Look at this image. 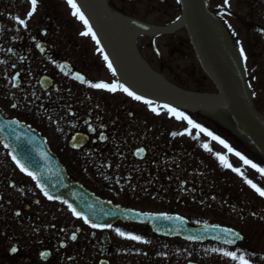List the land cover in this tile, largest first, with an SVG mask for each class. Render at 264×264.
Instances as JSON below:
<instances>
[{
    "label": "rangeland",
    "instance_id": "374dc122",
    "mask_svg": "<svg viewBox=\"0 0 264 264\" xmlns=\"http://www.w3.org/2000/svg\"><path fill=\"white\" fill-rule=\"evenodd\" d=\"M206 1L211 11L217 13L216 20L227 33L226 56L236 60V55H239L245 65L249 81L243 80L242 86L247 94L253 95L257 110L260 112H258L259 118L264 121V0H228L227 5L225 0ZM96 2L109 21L114 34L119 38L128 65L139 78L151 85L162 86L182 95H217V89L203 73L195 53L188 45L187 30L180 25L182 15L178 0H96ZM30 7L29 0H0V64H4L6 60H14L10 48L28 31L36 35L47 30L51 42L56 47L58 55L56 60L71 62L89 79V83L78 85L59 77L62 100L53 101L51 103L53 108L66 105L72 106V109L82 108L84 115L95 110V115L104 116L111 113L118 117L119 130L123 139L127 141L123 149L124 156L128 159L132 157V154L127 153L132 141L131 134H128L129 129L123 121V115L129 109L136 112L137 120L141 119L148 124L141 130L143 133L140 144H146L148 139H154L161 145L171 141L169 147L174 150L173 161H165V164L159 161L157 165L151 166L149 174L152 183L146 181L144 186L138 189L143 191L142 194L139 193L140 195L130 202L135 206L138 205L136 207L142 208L140 209L142 211L165 212L173 207L172 209L178 214L188 217L194 223L222 224L235 228L250 234L249 237L254 238L258 250L264 253L263 227L249 221V216L246 218L247 210L241 215L236 206H233L239 204V199L244 209L250 205L249 209H256V213L264 214V197L259 196L245 182L246 179L251 180L258 187L264 188V175L215 144L209 145L211 153L215 156L217 151L224 155L227 153L228 162L232 167L239 169L242 175L222 165L217 156H210L205 150L197 157H191L197 152L192 153L183 149L189 144L191 137H196L200 143H207L208 138L203 136V133H200L203 135L198 134L196 131L198 129L192 128L186 120L177 119L173 113L168 112V107H159L158 111L153 112L152 109L157 106L151 107L135 99L131 101L132 97L121 89L108 92L89 87L90 83L112 84L118 79L109 69L108 62L104 59V54L99 51L98 43L92 35H82L87 28L83 21L73 15L74 9L68 0H37V10L31 18L27 15ZM18 17L25 20L26 26L16 23ZM123 20L146 23L154 27L155 31L150 34L138 32ZM241 47L244 49V57L240 55ZM34 61L35 71L45 69V61L40 55H35ZM32 98L33 95L28 94L27 87L14 91L3 81V78H0V106L12 117L15 116L14 110L31 117L41 126L64 164L71 168L73 173L76 170L80 172V176L93 189H97V192L105 194L104 196L110 199L112 189L106 182L108 178H103V173L100 171L91 172L90 157L81 151H71L67 144L63 147V142L70 131V118L67 116L69 110L60 106L58 110L49 113V109H41L30 104L29 100ZM33 100L36 102L35 99ZM13 104L16 107H12ZM176 110L194 123L216 133L218 123L211 117L212 114L194 110ZM214 116L221 119L219 114ZM186 127L190 130L189 137L181 138V135H173L181 133ZM221 128V134L227 137L228 133L223 126ZM228 140L230 142L226 141L234 143L239 151L247 152L241 142L237 140L233 142L232 138ZM182 142L185 144L182 145ZM115 151L120 155V150ZM177 151L178 155H176ZM244 154L248 160L264 168L263 158H258L257 163L249 152ZM168 170L172 173L171 178L174 175L173 183L188 180L193 188L202 187L190 197L180 191L176 192V188L169 190L163 183V180L169 179L168 175H164V172L169 173ZM129 172L132 174L134 170L131 169ZM1 175H4L3 181ZM0 181V188L2 183L4 187L8 183L15 184L12 190L4 191L5 196L10 197V204L0 205V213H3L0 218V264H44L37 257L36 249V247L41 249L42 245L38 243L43 240L50 241L56 248L54 251L58 250L62 243H67L68 246L65 258H62V252L55 258L52 257L47 264H78L79 258L82 259L79 264L99 263L103 249L96 240L89 237L90 230L81 221L73 219L65 207L48 203L36 191L32 182L16 170L2 150H0ZM185 189L191 191L188 186ZM154 191H157L156 195L153 194ZM23 198L37 199L40 205L32 210L30 219H26V215L23 214L21 217H14L12 224H4L3 217L8 213L14 214V209L18 207L17 201ZM243 217L248 219L244 224H242ZM116 229L126 234L140 236L149 243L118 236ZM62 230L64 233H61ZM77 230H81V233L75 242L70 241V236L77 233ZM138 234L143 233L122 225L111 229L114 251L110 264H186L190 261L199 264H239L238 260L233 261L222 256L220 253L224 250H220L221 248L165 241L151 236L148 232L144 233L145 236ZM252 234L254 236H251ZM7 238H11V241L16 242L20 247V253L15 257L8 255L10 248L6 244ZM72 250L77 251L79 258L73 257ZM236 253L237 256L243 255L248 258V255H244L240 249ZM68 257L70 259H67ZM252 263L254 261L249 260V264Z\"/></svg>",
    "mask_w": 264,
    "mask_h": 264
},
{
    "label": "water",
    "instance_id": "95a60500",
    "mask_svg": "<svg viewBox=\"0 0 264 264\" xmlns=\"http://www.w3.org/2000/svg\"><path fill=\"white\" fill-rule=\"evenodd\" d=\"M78 1L90 15L102 46L130 89L142 96L179 106L227 107L238 120L240 129L249 135L254 143L264 151V129L250 114L240 89L230 79L222 66L220 55L210 36L209 16L203 0H181L183 17L203 69L220 89L222 97L191 100L152 95L134 85L125 73L122 63L110 48L104 31L88 0ZM133 25L145 29L142 25ZM0 137L2 144L7 145L6 148L10 150L11 156H15L21 165L37 177L35 181L39 183L43 193L47 192L52 195L53 200L65 201L67 205H72V208L81 216L86 217L89 223L102 226L99 228H104L103 226L111 225L120 220L149 224L154 232L168 237L179 236L187 240H190L188 237L196 238L190 241L214 240L227 243V241L233 240L232 244L240 241V238L235 239L236 234L233 232L225 234L222 231L223 228L193 229L186 220L182 218L175 219L178 216H169L172 219H163L165 215L139 214L118 209L110 203L101 201L79 185L69 182L64 169L57 158L49 151L46 141L41 138L39 133L17 121H7L1 115Z\"/></svg>",
    "mask_w": 264,
    "mask_h": 264
},
{
    "label": "snow or ice",
    "instance_id": "6c2138e0",
    "mask_svg": "<svg viewBox=\"0 0 264 264\" xmlns=\"http://www.w3.org/2000/svg\"><path fill=\"white\" fill-rule=\"evenodd\" d=\"M30 2V11L27 13L28 17L31 18V16L36 12L37 10V0H29ZM179 2V0H178ZM68 3L70 4V6L74 9L73 11V15L77 16L81 21L84 22L85 27L87 28V31L82 33V35H92V38L95 39V34L92 33L90 26L88 25V21L84 18V15L80 12L79 8L77 7V5L73 2V0H68ZM228 4V0H225V5ZM16 23L21 25V26H26L25 24V20L22 18H17L16 19ZM240 55L241 57H244V49L241 47L240 48ZM104 59L107 61L108 57L105 56ZM108 67L109 69H112V64L111 62L108 63ZM113 75H115V72L113 70ZM78 79L83 80V77H78ZM89 87L93 88V89H98V90H105L108 92H115L117 89H121L123 90L125 93L128 94V96L132 97L135 100H140L141 97L138 95H135L133 92L129 91L128 88H125L122 84H116V83H112V84H108V83H90ZM145 103H149V101H145ZM12 107H16L15 104L12 105ZM168 112L173 113L175 115V117L177 119L180 120H186L187 123L195 129H198L200 132L205 133L208 137H210L211 139H213L214 141H218L221 145H223L224 148H226L228 150V152L233 153L234 155H236L245 165L250 166L251 168L255 169L257 172H259L261 175H264V168L258 167L256 164L252 163L250 160H248L245 156L241 155L239 152H233V149L231 147H229L228 144H226L223 140H220L219 137L213 135V133L209 132L207 129L201 127L199 124L194 123L191 119H189L187 116H185L183 113L178 112L176 109L168 107ZM153 112H156V109H152ZM158 114V113H157ZM90 131H94V129H89ZM184 133H174L173 135H183ZM101 139H106V137L103 136V134H101ZM76 145H74L75 147ZM5 147H7V145H5ZM205 147L207 148V145H205ZM141 152L143 151V149L140 150ZM14 161H16L17 166L20 168L21 172H25L28 176H30L33 180H36L37 177L30 171H28L23 165H21L19 163V161L17 160V158L15 156L12 157ZM217 159L221 162L222 165H224L225 167H230L232 168V170L234 172H237V174L242 175V173L240 172L239 169L232 167V165L228 162L227 158L224 157L223 155H217ZM245 182L261 197H264V188L258 187L256 184L252 183L251 180H245ZM38 187L40 186L39 183L37 185ZM41 191H43V189L41 188ZM45 196H47V198L49 200H53L54 197L50 194H48L47 192L44 193ZM68 208L72 211L73 215L76 216L78 219L83 220V222L85 224H87L89 227L91 228H99L102 227L100 225H97L95 223H89V220L86 217L81 216L79 213L76 212V210L74 208H72V205H68ZM16 215H19V213H16ZM159 218V217H158ZM163 219H172V217L169 216H163ZM175 219H181L180 217H175ZM183 222V221H182ZM103 227H111V225H106ZM63 231V230H62ZM116 234L118 236H122L125 237L126 239L129 240H133V241H137V242H141V243H149V241L143 240L142 237L137 236V235H131V234H126L122 231H120L119 229H116ZM223 232H225V234L230 233L232 230L231 229H222ZM239 234H236L235 239H239ZM71 240L75 241L77 239L75 233L70 237ZM188 239L192 240V239H196L194 237H188ZM227 243L232 244L233 240H229L227 241ZM65 245L61 244V247H64ZM12 252H16L17 249L15 247H13L11 249ZM215 251V249H214ZM222 256L224 257H228L233 261H237L239 262V264H249V261L243 256H237V253L234 251H221L220 253ZM42 255H48L47 253H43Z\"/></svg>",
    "mask_w": 264,
    "mask_h": 264
},
{
    "label": "bare ground",
    "instance_id": "6f19581e",
    "mask_svg": "<svg viewBox=\"0 0 264 264\" xmlns=\"http://www.w3.org/2000/svg\"><path fill=\"white\" fill-rule=\"evenodd\" d=\"M102 22L106 26V31H107V34H108L110 40L112 41V44L114 45V47L117 50L118 54L121 56V58L125 62V58L122 55V52H123L122 47L119 45L120 43L118 42V39L114 35V32H113L112 28L110 26H108L106 20L105 21L102 20ZM211 32H212V35H213L215 41L220 44L221 41H222V37H221V27L216 23V21L214 19L211 20ZM224 44H225V41H224ZM221 45H222V43H221ZM224 53H226V46L224 47ZM225 65H226L227 69L230 71V73L233 76H236L237 75V72L235 73V66L233 64V61H231L230 58H228V57L226 58L225 57ZM135 80H136V82H138L140 84H144L138 78H135ZM147 89L152 90V91L160 92V90H157L156 88H152V87L151 88L150 87H147Z\"/></svg>",
    "mask_w": 264,
    "mask_h": 264
},
{
    "label": "flooded vegetation",
    "instance_id": "af4514ba",
    "mask_svg": "<svg viewBox=\"0 0 264 264\" xmlns=\"http://www.w3.org/2000/svg\"><path fill=\"white\" fill-rule=\"evenodd\" d=\"M26 210H27V211H30V210H31V206L28 205V206L26 207Z\"/></svg>",
    "mask_w": 264,
    "mask_h": 264
}]
</instances>
